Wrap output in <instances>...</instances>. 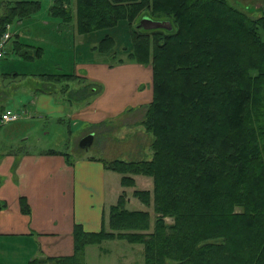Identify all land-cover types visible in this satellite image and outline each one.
Returning a JSON list of instances; mask_svg holds the SVG:
<instances>
[{
	"label": "trees",
	"instance_id": "trees-1",
	"mask_svg": "<svg viewBox=\"0 0 264 264\" xmlns=\"http://www.w3.org/2000/svg\"><path fill=\"white\" fill-rule=\"evenodd\" d=\"M5 2L0 36L38 8L34 0ZM70 3L52 0L48 16L69 21ZM144 5L171 19H154L167 27L129 26L135 49L129 56L142 63L151 56L143 125L153 135L152 157L103 166L120 173L124 187L134 184L127 172L149 176L151 190L131 195L151 203L155 216L151 224L146 210L127 209L120 192L106 223L98 231L75 224L72 254L49 264H84L86 245L114 238L142 244L143 264H264V21L225 0H74V27L79 34L103 30L99 42L108 46L113 38L106 31L120 20L129 25ZM40 75L61 78L67 93L79 77ZM42 87L35 91L54 93Z\"/></svg>",
	"mask_w": 264,
	"mask_h": 264
},
{
	"label": "rangeland",
	"instance_id": "rangeland-1",
	"mask_svg": "<svg viewBox=\"0 0 264 264\" xmlns=\"http://www.w3.org/2000/svg\"><path fill=\"white\" fill-rule=\"evenodd\" d=\"M12 1L14 0L10 2ZM34 1L38 3L36 12L21 19H14L5 27L8 39L2 50L0 64L5 66L3 71L8 73L3 79L6 92H11L6 101V108L22 111L13 103L18 99L25 105L27 111L33 114L34 106L30 103L31 101L34 102V97H36L35 95L33 97V89H38L41 86L48 87L56 96H61L64 99L75 97L80 107L97 106L99 111L102 109L99 115L103 114L104 102H109V113L105 116V122L91 127L94 132L91 144L86 149H79L72 142L74 148L71 150L77 156L100 157L102 163H110L115 160L124 162L149 160L153 153L151 146L153 135L144 128L143 120L152 97L151 56L149 54L145 63L135 61L133 57L129 56L130 52H135V49L132 52L133 46L129 31L130 27L135 29L138 24V17L139 19L142 16L151 19H170V17H166L162 12L151 10L148 5H144L129 25L120 20L115 28L106 31V34L113 38V43L107 46L105 43L99 42L103 36L101 32L103 30L90 34H79L76 31L74 27V0H71L69 6L72 18L67 22L48 16L47 10L52 0ZM225 1L230 6L244 11L250 20L260 18L264 21V8L260 7L262 2L248 0L249 6L246 10L245 8L241 9L240 3L236 0ZM5 3V0H0V14L3 12ZM242 3L247 4L246 1ZM136 30L143 32L141 29ZM161 34L166 33L161 32ZM101 45L105 46L103 50L100 49ZM152 47L150 44L151 51ZM85 62L100 65L94 74H97L96 76L101 81L89 80L83 76L70 80L68 87H75L76 89L78 87L80 88L79 91L75 89V91L67 93L64 87L65 82L61 78L55 82L54 79L48 78L47 80V76L40 75L44 73L73 74L74 65ZM13 73L17 75L15 76ZM169 89L174 91V87ZM101 106L102 108H100ZM20 116L22 117V114ZM31 121L34 123L23 124V121L16 120L13 123L9 122L8 126L0 127V143L1 133L4 132V129L7 130L6 128L13 129L7 134L8 145L14 146L15 143L22 142L17 141L16 138L23 137L26 133L27 143L25 145L22 143L27 148H38L43 146L46 141L53 143L61 131L66 132L65 121L57 123L49 118L41 119L38 122L34 118ZM86 124L84 119H78V123L71 127L70 136L75 138L79 134H86L89 128L85 129ZM40 131L46 133L43 135L39 133ZM110 171L114 172L117 178L118 194L124 192L125 197L128 198L129 202L125 207L127 209L146 210L152 224L155 215L151 203L149 205L142 204L131 195L133 189H148L150 191L151 178L147 175L127 172L134 184L131 187H124L119 183L121 174L113 170ZM165 221L171 222V219L165 218ZM94 246L96 247L93 248L97 249V245ZM100 246H102L100 250L109 249V258L105 257L106 260L104 259L103 264H143V246L140 243H128L125 240L114 238L102 240ZM100 254L102 256V253ZM94 258L93 252L89 253V264H97V260Z\"/></svg>",
	"mask_w": 264,
	"mask_h": 264
},
{
	"label": "crops",
	"instance_id": "crops-1",
	"mask_svg": "<svg viewBox=\"0 0 264 264\" xmlns=\"http://www.w3.org/2000/svg\"><path fill=\"white\" fill-rule=\"evenodd\" d=\"M4 68L0 64L1 109L6 108L11 94L6 92L3 84L8 74ZM97 68L100 65L79 63L74 65L73 74L101 81L94 74ZM71 89L75 91L76 88ZM34 91L35 100L30 102L34 106L33 114L18 99L13 101L23 111L17 109L22 114L17 121H23V124L34 123L31 121L34 118L37 122L46 118L57 123L65 121L66 132L61 131L53 143L46 141L38 148L23 146L27 143L26 133L16 138L23 143L14 146L7 143V134L13 129L6 128L1 133L0 264H49L48 258L71 255L73 226L78 224L84 231H98L106 223L108 207L115 202L119 192L114 172L103 166L100 157L77 156L71 150L74 148L72 142L77 147L78 140L85 135L72 138L71 127L78 119H84L87 122L85 129L89 127L86 134H94L91 127L105 122L109 102H104L103 114L99 115L102 109L99 111L97 106L90 105L80 107L75 97L69 100L47 91ZM9 124H0V127ZM39 133L44 135L46 132ZM20 199L26 204V211L21 209ZM100 248V243L86 245L84 264H89L91 252L96 263L103 264L105 257L109 258V249Z\"/></svg>",
	"mask_w": 264,
	"mask_h": 264
},
{
	"label": "water",
	"instance_id": "water-1",
	"mask_svg": "<svg viewBox=\"0 0 264 264\" xmlns=\"http://www.w3.org/2000/svg\"><path fill=\"white\" fill-rule=\"evenodd\" d=\"M167 22L165 21H159V20H154L151 19L147 16H142L136 27H141L143 29H154V28H160V27H167ZM91 139H92V134L87 133L84 136H82L78 142H77V147L79 149H86L90 144H91Z\"/></svg>",
	"mask_w": 264,
	"mask_h": 264
},
{
	"label": "built area",
	"instance_id": "built-area-1",
	"mask_svg": "<svg viewBox=\"0 0 264 264\" xmlns=\"http://www.w3.org/2000/svg\"><path fill=\"white\" fill-rule=\"evenodd\" d=\"M7 39H8V35L4 32L0 36V57H1V54H2V50H3L4 44H5ZM19 117H20V113L18 111L4 108L0 112V124L14 122V121L18 120Z\"/></svg>",
	"mask_w": 264,
	"mask_h": 264
},
{
	"label": "flooded vegetation",
	"instance_id": "flooded-vegetation-1",
	"mask_svg": "<svg viewBox=\"0 0 264 264\" xmlns=\"http://www.w3.org/2000/svg\"><path fill=\"white\" fill-rule=\"evenodd\" d=\"M246 1L247 4H243L242 2ZM257 1H260L262 3H260V7L264 8V0H257ZM236 2L240 3L241 5V9L245 8L246 10H248V3L249 1L248 0H236Z\"/></svg>",
	"mask_w": 264,
	"mask_h": 264
}]
</instances>
